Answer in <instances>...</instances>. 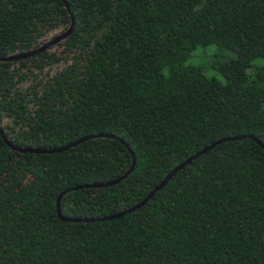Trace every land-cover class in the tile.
Instances as JSON below:
<instances>
[{
	"label": "trees",
	"instance_id": "trees-1",
	"mask_svg": "<svg viewBox=\"0 0 264 264\" xmlns=\"http://www.w3.org/2000/svg\"><path fill=\"white\" fill-rule=\"evenodd\" d=\"M65 1L0 0L4 136H93L0 134V264H264V0Z\"/></svg>",
	"mask_w": 264,
	"mask_h": 264
},
{
	"label": "water",
	"instance_id": "water-1",
	"mask_svg": "<svg viewBox=\"0 0 264 264\" xmlns=\"http://www.w3.org/2000/svg\"><path fill=\"white\" fill-rule=\"evenodd\" d=\"M65 2V6L68 8V5L66 3V1L64 0ZM73 25H74V20H73V17L71 16V22H70V25L69 27L64 30L63 32L59 33L58 35H56L55 38L51 39V40H48L46 41L44 44H42L41 46H39L37 49H34L30 52H27V53H22V54H14V55H11L9 57H5L3 58L4 60H13V59H17V58H20V57H28L30 55H33L34 53H37V52H40V51H43L47 48H49L51 45H54L55 43H58L60 42L61 40H63L65 37H67L71 31H72V28H73ZM0 134L2 135V137L4 138L5 142L11 147L12 150H16V151H19V152H37V153H52V152H59L61 150H65L71 146H74L80 142H82L83 140L85 139H88V138H91L93 137L92 135H89V136H86L76 142H73V143H69L65 146H59V147H56V148H51V149H43V148H35V149H32V148H29V147H20V146H17L13 143H11L3 134V131L0 127ZM98 136H108V135H103V134H99ZM244 136H237V137H229V138H225L224 140H234V139H241L243 138ZM250 138H252L256 143L260 144L263 148H264V144L258 139V138H255L254 136H251L250 135ZM212 147V146H210ZM209 147V148H210ZM205 150H203L202 152H204ZM131 152V151H130ZM201 152V153H202ZM132 154V157H133V161H132V167L127 170L122 176H120L118 179H115V180H112V181H107V182H104V183H96V184H92L90 185L91 187H101V186H107V185H112L116 182H118L120 179L124 178L128 173L131 172V170L133 169V165L135 163V160H134V156H133V153L131 152ZM196 156H193L189 159H187L184 163L180 164L179 166L175 167L172 172H170L164 180H162L158 186H156L149 194L148 196L143 199L139 204H137V206L135 207H132V208H128L122 212H118L116 214H111L109 216H105V217H91V218H87V217H68V216H65L64 214H62L61 210H60V206H59V200L62 196V194L57 198V201H56V212H57V216L64 220V221H70V222H80V221H85V222H88V221H100V220H106V219H112V218H115V217H119L125 213H128L130 211H134L137 207H140L142 204L146 203L147 200L155 193L156 190L160 189L166 182L167 180L178 170V169H181L184 165H186L187 163H189L191 161L192 158H194ZM82 186H76L74 187L73 189H77V188H81ZM86 187H89L88 185H86ZM65 193V192H64Z\"/></svg>",
	"mask_w": 264,
	"mask_h": 264
},
{
	"label": "rangeland",
	"instance_id": "rangeland-1",
	"mask_svg": "<svg viewBox=\"0 0 264 264\" xmlns=\"http://www.w3.org/2000/svg\"><path fill=\"white\" fill-rule=\"evenodd\" d=\"M55 34V32H51L47 35L44 41L50 40L51 36ZM59 46H54L51 50H58ZM233 57L232 52H223L222 54L217 52V48L213 44H209L206 46H199L197 49L193 51L190 58L187 60V64L191 65H199L203 67V71L207 76H219L218 73L215 71L213 65L217 61L226 60L228 58ZM62 65L59 64L57 66H53V70L58 69Z\"/></svg>",
	"mask_w": 264,
	"mask_h": 264
}]
</instances>
